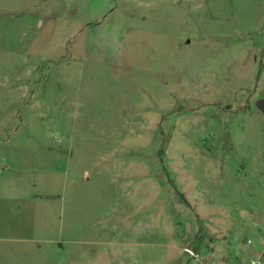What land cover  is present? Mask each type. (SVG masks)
I'll return each mask as SVG.
<instances>
[{"label":"rangeland","instance_id":"374dc122","mask_svg":"<svg viewBox=\"0 0 264 264\" xmlns=\"http://www.w3.org/2000/svg\"><path fill=\"white\" fill-rule=\"evenodd\" d=\"M263 93L264 0H0V264H264Z\"/></svg>","mask_w":264,"mask_h":264},{"label":"built area","instance_id":"2783aa9c","mask_svg":"<svg viewBox=\"0 0 264 264\" xmlns=\"http://www.w3.org/2000/svg\"><path fill=\"white\" fill-rule=\"evenodd\" d=\"M183 252L186 253L190 258L192 259H199L200 258V254L193 250L191 247H185L183 248ZM250 264H262L261 260H251Z\"/></svg>","mask_w":264,"mask_h":264},{"label":"water","instance_id":"95a60500","mask_svg":"<svg viewBox=\"0 0 264 264\" xmlns=\"http://www.w3.org/2000/svg\"><path fill=\"white\" fill-rule=\"evenodd\" d=\"M256 106L258 107V109H260L262 112H264V98L258 99Z\"/></svg>","mask_w":264,"mask_h":264},{"label":"crops","instance_id":"0c3cea01","mask_svg":"<svg viewBox=\"0 0 264 264\" xmlns=\"http://www.w3.org/2000/svg\"><path fill=\"white\" fill-rule=\"evenodd\" d=\"M186 200L189 202L187 197H186ZM199 216L203 217V216H207V214H204V215L199 214ZM222 238L225 239V238H227V236L224 234V235H222Z\"/></svg>","mask_w":264,"mask_h":264},{"label":"flooded vegetation","instance_id":"af4514ba","mask_svg":"<svg viewBox=\"0 0 264 264\" xmlns=\"http://www.w3.org/2000/svg\"><path fill=\"white\" fill-rule=\"evenodd\" d=\"M260 98H264V93H263V95H262V96H260L259 98H257V100H258V99H260Z\"/></svg>","mask_w":264,"mask_h":264}]
</instances>
